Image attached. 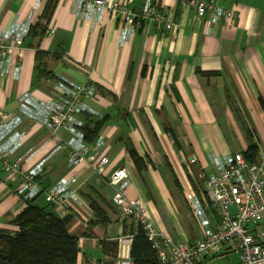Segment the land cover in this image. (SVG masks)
Wrapping results in <instances>:
<instances>
[{"label":"crops","instance_id":"obj_1","mask_svg":"<svg viewBox=\"0 0 264 264\" xmlns=\"http://www.w3.org/2000/svg\"><path fill=\"white\" fill-rule=\"evenodd\" d=\"M122 1L138 14L146 0ZM150 1L171 15L172 28L164 31L160 25L143 23L122 40L119 15L103 10L85 17L78 10L79 0H57L47 24L40 19L47 0H0V30L26 23L30 28L45 25L43 36L33 30L24 38L12 52L11 67L0 74V122L15 116L25 95L50 100L55 82L42 79L31 84L37 49L50 53L42 62L57 80L95 86L96 95L86 103L100 117H85L86 123L106 120L98 135L104 144L97 157H106L108 164L100 175L92 164L68 167L67 149L57 147L71 134L61 130L52 135L26 118L18 126L25 134L22 145L10 156L11 161L21 159L24 174L41 164L39 175L51 185L62 178L75 179L71 188L80 202L70 199L63 213L55 206L48 208L59 217H70L68 232L78 238L75 264H118V240L130 235L133 223L122 219L112 202L113 189L105 180L115 169L126 170V197L140 199L165 236L193 244L201 239L204 227L187 196L206 200L204 177L216 172L213 157L244 151L249 144L247 131L258 153L264 151L260 106V99L264 101V0H212L236 12L229 25L198 20L177 0ZM125 141L150 160L146 172L135 169ZM192 157L194 163L189 162ZM17 189L14 177L0 169V229L17 231L11 222L26 206ZM88 199L106 214L103 225L95 224ZM36 203L44 206V195ZM204 208L210 227H215L217 218ZM222 251L233 252L231 246ZM227 254L208 257L204 263Z\"/></svg>","mask_w":264,"mask_h":264},{"label":"built area","instance_id":"obj_2","mask_svg":"<svg viewBox=\"0 0 264 264\" xmlns=\"http://www.w3.org/2000/svg\"><path fill=\"white\" fill-rule=\"evenodd\" d=\"M183 9L195 12L196 18L206 19L211 24H231L236 17L233 9H226L212 0H177ZM78 10L85 17L93 16L103 10L120 16L122 40L130 38L136 28L143 23L160 25L164 31L173 26L171 15L157 9L146 0L138 14L122 0H79ZM30 25L10 26L0 30V74L11 67L12 52L19 48L29 31ZM96 95V88L90 83H74L58 79L51 92L50 100L38 101L27 95L20 100L18 112L8 121L0 122V169L18 182L17 191L24 199L33 198L39 191L34 182L41 164L22 172L21 159L11 161L10 156L21 147L25 134L18 130L24 118L40 123L54 135L66 131L72 135L69 141L57 149L68 151L67 165L92 164L99 175L108 164L106 157H97L104 144L98 136L92 144H87L82 128L85 117H100L98 111L86 101ZM196 159L190 158L194 163ZM216 172L204 177V197L195 194L187 196L194 214L204 227V233L197 242L190 244L184 240H173L165 236L150 220L148 211L140 199L126 197L129 185L127 172L117 168L106 178L113 189L112 202L120 209L122 219L141 226L145 236L155 251L159 264H205L208 257L218 256L226 246H231L239 254V264H264V151L259 150L256 163L245 162L241 152L223 154L212 159ZM96 162V163H95ZM74 178H62L46 190V197L62 213L68 209L69 200L80 202L71 188ZM212 210L217 218L215 227H210L205 208ZM132 236L118 240V264H132L130 247Z\"/></svg>","mask_w":264,"mask_h":264},{"label":"trees","instance_id":"obj_3","mask_svg":"<svg viewBox=\"0 0 264 264\" xmlns=\"http://www.w3.org/2000/svg\"><path fill=\"white\" fill-rule=\"evenodd\" d=\"M56 3L57 0H47L40 16L45 24L49 23ZM29 30L27 35L33 30L36 32L39 30L37 33L40 37L45 33V25L36 24L31 26ZM48 56H50V53L36 50L31 79L32 85H36L42 79L56 82L55 74L47 69L45 62H42L43 58ZM198 73L203 76L215 75V73L200 71ZM105 93L112 96L107 91ZM260 106L264 111V101L262 99H260ZM105 121L104 118L100 120L89 119L88 123L82 128L85 142L88 145L92 144L98 137ZM169 134L174 145L177 146L175 134L173 132ZM251 137V132L247 131L249 144L244 151H241L245 162L248 164L255 163L258 156V146L252 141ZM125 147L138 173L146 172L150 160L142 158L129 141H125ZM34 182L39 186L40 191L33 198L25 199L26 206L12 220L11 224L17 228V231L0 229V264H75L79 250L78 238L68 232L70 217L67 215L59 217L48 210L49 206L54 207L48 201L45 193L51 186L49 180L38 174L34 177ZM174 186L177 189L180 188L176 178L174 179ZM43 195L45 199L44 206L36 203V199L43 197ZM88 202L96 218L95 224L103 225L107 220L106 214L96 202L90 199H88ZM129 234L132 236L130 247L132 264H159L155 251L151 248V243L143 233L141 226H135L133 223ZM84 235H87V233Z\"/></svg>","mask_w":264,"mask_h":264},{"label":"rangeland","instance_id":"obj_4","mask_svg":"<svg viewBox=\"0 0 264 264\" xmlns=\"http://www.w3.org/2000/svg\"><path fill=\"white\" fill-rule=\"evenodd\" d=\"M238 130V129H237ZM234 152H239V149H235ZM231 152V153H234ZM261 230L264 232V223L261 224ZM233 252L231 251H221L224 253H228L227 255L222 256L219 260H215L211 263L208 264H239V254L237 252L234 251V249H232Z\"/></svg>","mask_w":264,"mask_h":264}]
</instances>
